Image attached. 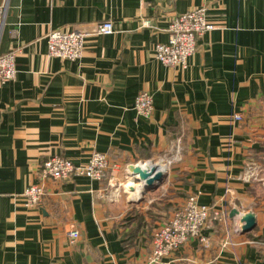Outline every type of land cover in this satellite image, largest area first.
<instances>
[{"label": "crops", "instance_id": "crops-1", "mask_svg": "<svg viewBox=\"0 0 264 264\" xmlns=\"http://www.w3.org/2000/svg\"><path fill=\"white\" fill-rule=\"evenodd\" d=\"M198 6L216 27L197 37L186 68L162 63L155 46L171 20ZM105 20L113 32L88 35L82 57L49 55L52 29ZM11 50L16 77L0 81V264H264V0H9L0 54ZM145 89L150 117L134 106ZM94 151L117 162L102 180L42 176L51 156L84 164ZM166 157L175 161L161 183L131 199L129 165ZM32 183L45 187L34 207L22 197ZM192 194L225 214L205 230L210 245L192 239L150 262L153 231ZM247 211L257 224L243 232Z\"/></svg>", "mask_w": 264, "mask_h": 264}, {"label": "built area", "instance_id": "built-area-1", "mask_svg": "<svg viewBox=\"0 0 264 264\" xmlns=\"http://www.w3.org/2000/svg\"><path fill=\"white\" fill-rule=\"evenodd\" d=\"M9 12V0L0 4V38L6 26ZM148 25L149 21L145 20ZM170 36L167 42H159L155 46L156 57L168 66L187 67L188 58L197 49V37L213 30L216 24L209 21L206 8L198 6L173 18L169 24ZM114 30L113 23L105 20L97 24L94 30L76 28L72 30L52 29L48 34V53L63 59L76 60L82 57L85 39L92 33L110 34ZM16 51L0 54V81L13 80L17 74ZM139 114L150 117L154 112V97L149 90H141L134 104ZM236 119L242 116L235 114ZM117 167L108 154L94 151L84 164H75L69 158L54 155L49 157L42 166V176L56 181L69 180L74 177H88L102 180L109 172ZM45 195V187L41 183L28 185L22 193L26 204L30 207L38 206ZM224 213L209 205L200 204L198 196L190 195L185 201L176 205L169 217L152 233V252L150 262H158L164 256L177 251L186 242L198 240L203 246L210 245V238L205 234L212 220H220ZM240 226L237 227V230ZM72 241L80 236L77 227L69 229Z\"/></svg>", "mask_w": 264, "mask_h": 264}, {"label": "water", "instance_id": "water-1", "mask_svg": "<svg viewBox=\"0 0 264 264\" xmlns=\"http://www.w3.org/2000/svg\"><path fill=\"white\" fill-rule=\"evenodd\" d=\"M128 170L130 173L138 175L137 180H144L146 182V189L141 198L150 190L155 189L159 183L163 180L164 171L159 163L143 164V163H132L129 165ZM131 189H134L131 186ZM140 198V199H141ZM236 213H240L237 209L231 211V215L234 216ZM241 229L243 232L251 231L257 224L256 213L254 211H247L241 215Z\"/></svg>", "mask_w": 264, "mask_h": 264}, {"label": "bare ground", "instance_id": "bare-ground-1", "mask_svg": "<svg viewBox=\"0 0 264 264\" xmlns=\"http://www.w3.org/2000/svg\"><path fill=\"white\" fill-rule=\"evenodd\" d=\"M160 163V162H159ZM147 164H151V163H146L145 165ZM163 171L167 169L168 165L167 164H159ZM130 178L132 179L133 183H136L138 182L139 184H128L126 185V190L127 192L129 193V196L131 197V199H134V200H138L141 198V196L143 195L145 189H146V182L144 180H137L138 178V175H135V174H132L130 173ZM131 186L134 187V189H131Z\"/></svg>", "mask_w": 264, "mask_h": 264}, {"label": "rangeland", "instance_id": "rangeland-1", "mask_svg": "<svg viewBox=\"0 0 264 264\" xmlns=\"http://www.w3.org/2000/svg\"><path fill=\"white\" fill-rule=\"evenodd\" d=\"M165 160L164 161H160V163L163 165V164H167L168 165V163L170 164V161H172V162H174L175 160H172L171 158H164ZM258 171H259V175H258V177L259 178H261V180H260V182L264 185V169H258ZM166 177H167V175H166ZM166 177H165V179H166ZM128 184H139L138 182H136V183H133V181H132V179L129 177V179H128V181H127V183H126V185H128ZM126 187V186H125ZM154 190V189H153ZM152 191V190H151ZM125 195H127V194H125ZM124 195V196H125Z\"/></svg>", "mask_w": 264, "mask_h": 264}, {"label": "trees", "instance_id": "trees-1", "mask_svg": "<svg viewBox=\"0 0 264 264\" xmlns=\"http://www.w3.org/2000/svg\"><path fill=\"white\" fill-rule=\"evenodd\" d=\"M155 205L157 206V204H156V203L154 204V206H155ZM151 212H153V210H151Z\"/></svg>", "mask_w": 264, "mask_h": 264}]
</instances>
